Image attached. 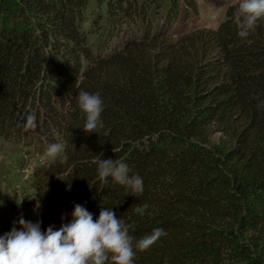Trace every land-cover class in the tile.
Masks as SVG:
<instances>
[{
    "label": "trees",
    "instance_id": "16d2710c",
    "mask_svg": "<svg viewBox=\"0 0 264 264\" xmlns=\"http://www.w3.org/2000/svg\"><path fill=\"white\" fill-rule=\"evenodd\" d=\"M96 1L105 30L98 14L84 27L88 0H0V137L62 142L68 157L34 169L36 221L111 207L136 239L167 233L135 264H264V19L241 40L230 6L216 28L170 39L197 0H167L159 26L161 0ZM80 90L103 100L100 133L83 131ZM102 158L139 174L143 194L101 184Z\"/></svg>",
    "mask_w": 264,
    "mask_h": 264
},
{
    "label": "clouds",
    "instance_id": "9594fccd",
    "mask_svg": "<svg viewBox=\"0 0 264 264\" xmlns=\"http://www.w3.org/2000/svg\"><path fill=\"white\" fill-rule=\"evenodd\" d=\"M260 19H264V0H239L233 13L238 37L246 41L255 32ZM76 96L78 107L85 115L83 131L100 133L103 128L102 98L98 93L84 90ZM21 121L25 131L37 126L36 115L30 111L21 115ZM41 159L54 164L57 161L65 163L68 157L64 145L57 142L47 144ZM95 163L101 184H107L110 177L124 187L127 194L135 197L143 194V178L133 173L125 162L102 158ZM8 195L15 197L18 206L22 204L23 198L18 201L14 194ZM71 217L58 229L49 225L42 230V221L26 220L21 214L13 221L10 231L0 235V264H135L137 251L149 250L167 235L163 228L157 227L136 239L130 234L132 226L120 219L111 207L101 206L99 216L94 220L93 213L81 204H74ZM64 219L62 215L61 220Z\"/></svg>",
    "mask_w": 264,
    "mask_h": 264
},
{
    "label": "rangeland",
    "instance_id": "374dc122",
    "mask_svg": "<svg viewBox=\"0 0 264 264\" xmlns=\"http://www.w3.org/2000/svg\"><path fill=\"white\" fill-rule=\"evenodd\" d=\"M166 3L167 0H161L160 9L151 13L152 17H155L154 26H159L163 22V15L167 8ZM238 3L239 0H197L196 12L190 9L188 12L180 11L176 22L172 27H169V32L172 35L169 38L175 39L198 29L216 28L225 19L227 8L237 6ZM84 12L87 16L84 27H88L90 19L97 14L102 24L101 29L105 30L110 25L111 20L105 22L107 21L105 19V3L88 0ZM99 32L97 36L100 38L99 40H104L105 36L109 34V31L102 33L101 30ZM113 36L111 35L110 39L113 38V41L119 42V39ZM59 143L62 144V142ZM45 150L46 147L40 146V144L27 145L22 142L7 141L0 137V235L10 231L13 221L18 220L21 214L24 219L36 222L44 197L37 193L33 171L36 167L47 165L50 162L41 159ZM6 193L14 194L18 201L23 198L22 204L18 206L15 197H10ZM34 196L35 198H30ZM37 203H39L38 208L36 207ZM16 226L19 228L18 224ZM41 229L44 230L42 226Z\"/></svg>",
    "mask_w": 264,
    "mask_h": 264
}]
</instances>
